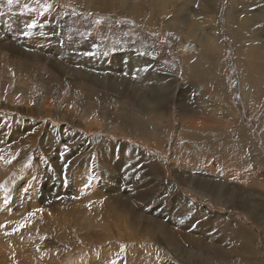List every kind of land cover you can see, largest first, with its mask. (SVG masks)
<instances>
[{"label": "rangeland", "instance_id": "obj_1", "mask_svg": "<svg viewBox=\"0 0 264 264\" xmlns=\"http://www.w3.org/2000/svg\"><path fill=\"white\" fill-rule=\"evenodd\" d=\"M251 50L264 53V0H0V264H197L190 238L221 240L206 223L234 247L200 249V264L264 263ZM118 194L142 200L138 222L132 201L116 216Z\"/></svg>", "mask_w": 264, "mask_h": 264}, {"label": "bare ground", "instance_id": "obj_2", "mask_svg": "<svg viewBox=\"0 0 264 264\" xmlns=\"http://www.w3.org/2000/svg\"><path fill=\"white\" fill-rule=\"evenodd\" d=\"M161 1V0H160ZM89 3V2H88ZM234 13H233V11H232V9H231V7L229 6L228 7V14H227V17H226V23H227V25H228V28H229V30H230V36L232 37V39H234V40H236L237 42H240V43H242L243 45H245L246 46V42H245V40H244V38H243V36L241 35V34H239L237 31H235L233 34H232V24H233V22H234ZM154 21V20H153ZM168 25H170V24H166V27L168 26ZM183 25H184V23H183ZM181 26V25H180ZM177 26H175V28H176ZM173 28V27H172ZM180 28H182V30H180V32H182V34H183V36L186 38V39H190V40H193V39H195L196 38V36H194V25L191 23V22H186V24L183 26V27H180ZM177 31V30H176ZM179 33V32H178ZM242 50V49H241ZM208 56H209V54L206 52V51H204V52H201V54H200V56H198V58H199V60H200V63L201 64H203L204 62H202V61H205V63L206 62H208L207 60H205V59H207L208 58ZM246 60H241L240 62L242 63V64H244V66H243V69H242V72H243V76H244V81H245V83H247L248 84V86H249V88H253V90H252V93H253V96H254V101H256V96H257V94L260 96L261 95V93H262V91L264 90V86H262L261 84H260V78H259V74L260 73H263L264 72V53H261V52H259L258 50H251V51H249V52H247L246 53V55H245V57H244ZM240 63V64H241ZM197 65L199 64V63H196ZM201 66V65H200ZM199 66V67H200ZM242 66V65H241ZM198 66H196V71L198 72V74L200 73L199 71V67L197 68ZM200 69H201V67H200ZM241 69V68H240ZM194 70H193V68H191V70H190V72H189V74H190V76H193L194 75ZM196 75V74H195ZM194 77V76H193ZM197 77V76H196ZM259 79V80H258ZM124 118H126V117H124ZM125 121V120H124ZM128 122V121H127ZM130 123V122H129ZM137 124V123H136ZM238 130H240L241 132V134H242V141H243V146H244V143L245 142H248V140H246L247 139V136L245 137V135H247V132H246V130H242V129H238ZM237 130V131H238ZM154 135V134H153ZM264 176V175H263ZM24 181H27V180H24ZM19 182V181H18ZM20 182H21V180H20ZM30 183V182H29ZM118 183V182H117ZM200 183V182H199ZM203 183V182H202ZM176 184V183H175ZM17 185H22V183H15L14 184V190L16 191V193L17 194H19L20 193V191H17V190H19L20 189V187H18ZM21 188H22V190H23V186H21ZM114 188V187H113ZM200 188L201 189H203V190H205V191H208V186H205V185H201L200 186ZM13 191V190H12ZM224 192V195H225V199H228V203H229V200L231 199V201H232V199H233V197H235V198H238V194H236L235 196H233L234 195V192L233 193H231L230 192V190L228 189V188H226V190H224L223 191ZM212 194H214V193H212ZM16 195V194H15ZM115 196H116V194H115ZM131 197V196H130ZM240 197V196H239ZM131 200H124L123 198H121L120 197V194H118L117 195V197H116V202L118 203V205L116 204L115 205V208H114V211H118V206L119 207H121V208H123V206L124 207H127L126 206V204H130V202L132 201V210H134V214H133V218H132V221H134V222H138V214H137V212H136V210L133 208V207H138V206H141V204H143V202H142V200H140L139 198H137V197H134V199H133V197H131L130 198ZM133 199V200H132ZM135 200V201H134ZM248 200V199H247ZM142 203H141V202ZM241 201L242 202H244V203H249V202H247L246 201V199H241ZM143 206V205H142ZM185 207H186V205H185ZM248 207V206H247ZM250 208V207H249ZM37 209V208H36ZM246 209H248V208H246ZM200 210V209H199ZM142 212H147L146 210H143ZM205 212V211H204ZM249 212V211H248ZM3 211L0 209V216H2L3 215ZM42 213V212H41ZM200 213V212H199ZM119 214V211L117 212V214H116V216ZM205 214V213H204ZM251 215V214H250ZM249 215V216H250ZM14 216V215H13ZM4 218H5V216L4 217H1V219H0V225L1 224H3V221H4ZM7 218H8V216H7ZM121 220H124L123 218H121V216H120V220H118V225H119V227L120 228H122V222H121ZM160 226H161V228H162V230H163V233L165 234V236H167V237H169V239H168V241H173L174 243V247H176V246H178V247H176V248H179V249H181V251H182V248H181V246H179V245H177V241H179L180 242V239H179V236L177 235L178 234V231L177 230H173V227H171V226H169L168 224H166L167 222H158V221H156ZM117 223V222H116ZM154 223V222H153ZM153 223H151L149 220H144V222H143V225H145V226H150V228H152V227H154V224ZM157 223H156V226H158L157 225ZM170 225H171V223L170 222H168ZM205 222H203V224H204ZM173 224V223H172ZM124 225V224H123ZM125 226V225H124ZM144 226V227H145ZM173 226V225H172ZM183 226V225H182ZM116 227V226H115ZM159 227V226H158ZM203 227H204V230L206 231V233L208 234V235H212V236H214V234L216 235V236H219V237H215V239H217V238H220L221 240H220V244L218 245V246H215V244H213V245H210V244H208L205 240H203V239H201L200 241H197V239H193V238H190V240H191V244H192V246H193V249L194 250H196L195 252H194V259H195V263H197V264H200L201 263V261H202V258L198 255V253H200L201 255H202V252H201V250L200 249H205L206 251L207 250H217L218 249V247H220V246H225V245H229V248L230 247H234V246H231L230 245V243H229V237L228 236H230V235H226V234H221L222 232H216V230H215V228H214V226H212V227H210V224H205V225H203ZM52 229V228H51ZM202 229V228H201ZM235 229H236V231L237 232H239L240 234H242V235H244V230H246L247 228H245V227H242V226H237V224H235ZM9 230H11L12 231V228H10ZM159 230H161V229H159ZM148 231V230H147ZM247 231V230H246ZM180 232L181 233H183L181 230H180ZM50 233V232H49ZM155 233V232H154ZM153 233V234H154ZM156 233H157V231H156ZM135 234V233H134ZM0 235L1 236H3V234L2 233H0ZM126 235V234H125ZM136 235V234H135ZM207 235V236H208ZM236 238H238L239 237V235H237V236H235ZM243 239H244V242H245V238H244V236H243ZM241 240H242V238H241ZM240 240V241H241ZM248 240L250 241V237H248ZM251 242V241H250ZM243 244V243H242ZM245 244V243H244ZM244 244L242 245V246H238V245H236L238 248H239V250H240V248H242L243 246H244ZM212 246H215V248H213ZM238 248H236V250L238 249ZM193 250V251H194ZM199 250V251H198ZM242 251H247L248 252V249H243ZM241 250H240V253L242 252ZM198 252V253H197ZM237 252H239V251H237ZM231 253H234L233 251L231 252ZM210 254V253H209ZM242 254V253H241ZM42 255V254H41ZM243 255V254H242ZM48 256V255H47ZM85 257V256H84ZM143 260V259H142ZM204 260L205 259H203V262H204ZM225 260H226V258H225ZM41 261V260H40ZM104 262V261H103ZM192 262V261H191ZM2 264V263H1ZM203 264V263H202ZM254 264H255V262H254ZM261 264H264L263 262H261Z\"/></svg>", "mask_w": 264, "mask_h": 264}, {"label": "crops", "instance_id": "obj_3", "mask_svg": "<svg viewBox=\"0 0 264 264\" xmlns=\"http://www.w3.org/2000/svg\"><path fill=\"white\" fill-rule=\"evenodd\" d=\"M254 162H255V160H254ZM173 230H175V229H173ZM179 237H180V240H182L181 238L183 237V233L180 232Z\"/></svg>", "mask_w": 264, "mask_h": 264}, {"label": "snow or ice", "instance_id": "obj_4", "mask_svg": "<svg viewBox=\"0 0 264 264\" xmlns=\"http://www.w3.org/2000/svg\"><path fill=\"white\" fill-rule=\"evenodd\" d=\"M12 2V0H9V3H11Z\"/></svg>", "mask_w": 264, "mask_h": 264}]
</instances>
